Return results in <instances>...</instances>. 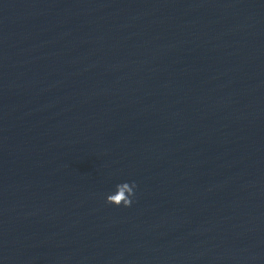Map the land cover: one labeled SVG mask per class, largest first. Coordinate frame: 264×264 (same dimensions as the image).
I'll return each instance as SVG.
<instances>
[{"label":"clouds","instance_id":"clouds-1","mask_svg":"<svg viewBox=\"0 0 264 264\" xmlns=\"http://www.w3.org/2000/svg\"><path fill=\"white\" fill-rule=\"evenodd\" d=\"M135 182H122L115 186L114 193L108 194L106 197V203L124 207H130L133 203L136 189Z\"/></svg>","mask_w":264,"mask_h":264}]
</instances>
